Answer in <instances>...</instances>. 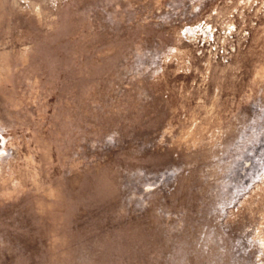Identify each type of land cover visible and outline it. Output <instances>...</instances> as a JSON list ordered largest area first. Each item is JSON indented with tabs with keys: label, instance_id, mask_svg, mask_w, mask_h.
I'll return each mask as SVG.
<instances>
[{
	"label": "rangeland",
	"instance_id": "obj_1",
	"mask_svg": "<svg viewBox=\"0 0 264 264\" xmlns=\"http://www.w3.org/2000/svg\"><path fill=\"white\" fill-rule=\"evenodd\" d=\"M0 264H264V0H0Z\"/></svg>",
	"mask_w": 264,
	"mask_h": 264
}]
</instances>
